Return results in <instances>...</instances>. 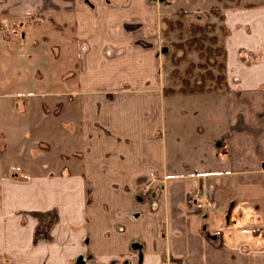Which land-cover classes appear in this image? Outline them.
I'll list each match as a JSON object with an SVG mask.
<instances>
[{
    "label": "crops",
    "instance_id": "1",
    "mask_svg": "<svg viewBox=\"0 0 264 264\" xmlns=\"http://www.w3.org/2000/svg\"><path fill=\"white\" fill-rule=\"evenodd\" d=\"M155 1L0 0V28L24 38L13 59L0 46V177L61 176L102 263L264 264V3L222 12L225 86L187 109L169 108L189 95L167 94ZM42 17L64 25L61 64L24 41ZM54 66L61 88L35 87Z\"/></svg>",
    "mask_w": 264,
    "mask_h": 264
},
{
    "label": "rangeland",
    "instance_id": "2",
    "mask_svg": "<svg viewBox=\"0 0 264 264\" xmlns=\"http://www.w3.org/2000/svg\"><path fill=\"white\" fill-rule=\"evenodd\" d=\"M169 1H155L156 4L161 3L160 8L163 10L158 26L161 25L163 29L164 47L161 55L164 57L163 69L167 94H174L180 98L189 96L176 101L174 107L170 105L171 103H168L170 105L168 106L187 109L212 108L205 96L190 95L183 89L202 86L204 90L219 91L224 88L226 55L224 38L227 31L222 12L247 7L250 3H264V0ZM32 20L29 32L31 36L29 35L24 41H28L33 35L39 39H36L37 45L49 42L57 46L52 50L53 56H49L53 61L58 58L59 63L65 62L64 59L68 57L62 54L60 48L64 29L62 22L56 18L51 20L46 17ZM9 21L8 18L5 29L0 28V46L3 54L6 53L7 57L13 59L16 55L15 51L19 49L21 43L19 41L24 38L13 27L17 20ZM28 24L30 26V23ZM193 25L202 26L205 30L193 37L190 30ZM40 53L45 56V49L43 48ZM40 59L43 61V58ZM60 64L57 70L63 67ZM7 66L10 69L8 77L11 88H14L13 83H20L18 79L27 80L25 75L23 77V74H15L17 66L13 62ZM52 69L50 75L42 74L43 79L40 77L41 73H38L40 71L37 72L35 87L46 90L52 88L55 83L54 88H61V82L58 83V77L54 76L57 71L55 66ZM13 73L17 78L16 82ZM26 76L28 77L27 74ZM182 116L184 121L180 129L181 137L186 144L182 147L184 151L189 146L187 143L194 138L191 127L195 126V120L190 118V115L182 114ZM191 120L194 124L190 122ZM185 155L182 154V157ZM250 179H247V182ZM260 184L264 186V177L260 180ZM201 195H204V190ZM69 200H77V194H69L65 191L61 176H32L18 170L1 176L0 264H108V262L102 263L100 258L93 256L89 247L90 241L88 242L87 238H89L90 220L87 212L77 206V201L75 204L71 203L69 207L67 202ZM202 210H205L204 205ZM122 262L126 263L123 259Z\"/></svg>",
    "mask_w": 264,
    "mask_h": 264
},
{
    "label": "trees",
    "instance_id": "3",
    "mask_svg": "<svg viewBox=\"0 0 264 264\" xmlns=\"http://www.w3.org/2000/svg\"><path fill=\"white\" fill-rule=\"evenodd\" d=\"M190 30H191V34L193 35V37H196L197 33H202L205 29L202 26L193 25ZM212 39H214V38H212ZM207 50H209V49H207ZM225 79L226 78L224 77V80ZM201 87L198 88L197 86H192V87H190V88H188L186 90L183 89V91L185 93L187 92L188 94L203 93V92L208 91V89L204 90Z\"/></svg>",
    "mask_w": 264,
    "mask_h": 264
},
{
    "label": "built area",
    "instance_id": "4",
    "mask_svg": "<svg viewBox=\"0 0 264 264\" xmlns=\"http://www.w3.org/2000/svg\"><path fill=\"white\" fill-rule=\"evenodd\" d=\"M154 175H155L154 172H151V173H150V177H151V178H154ZM150 189H151V183H149V184H147V185H145V186H142V187H141V192H142L144 195H148V194L150 193V191H151ZM191 203H192L193 205H199L198 202H197V198H196L195 196L192 198Z\"/></svg>",
    "mask_w": 264,
    "mask_h": 264
}]
</instances>
